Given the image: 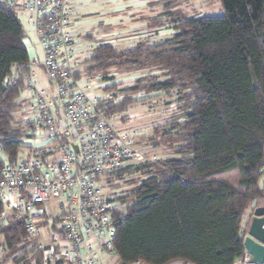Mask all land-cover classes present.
Returning a JSON list of instances; mask_svg holds the SVG:
<instances>
[{
  "label": "trees",
  "instance_id": "obj_1",
  "mask_svg": "<svg viewBox=\"0 0 264 264\" xmlns=\"http://www.w3.org/2000/svg\"><path fill=\"white\" fill-rule=\"evenodd\" d=\"M220 3L223 16L173 19L171 44L121 52L102 43L85 60L88 78L116 67L148 72L122 91L121 103L102 105L107 115L126 111L135 102L128 95L142 91L178 89L184 103L173 124L181 138L175 156L158 162L162 170L115 213L122 264H236L244 255L243 214L264 200V0ZM24 40L18 17L0 0V144L10 162L27 133L15 119L30 62ZM13 66L20 69L16 82L5 85ZM151 70L162 71L164 80H154ZM5 161L0 157V169ZM0 227L8 247L26 237L21 223Z\"/></svg>",
  "mask_w": 264,
  "mask_h": 264
},
{
  "label": "built area",
  "instance_id": "obj_2",
  "mask_svg": "<svg viewBox=\"0 0 264 264\" xmlns=\"http://www.w3.org/2000/svg\"><path fill=\"white\" fill-rule=\"evenodd\" d=\"M1 1L7 11L27 18L42 50V60L25 65L23 78L33 97L27 110L30 133L33 140L56 146L58 159L30 155L10 162L0 144L6 160L0 171V224L21 223L40 264H101L102 258L117 255L114 216L122 211L105 195L103 180L133 166L156 164L159 157L151 147H134L138 131H122L115 123L121 114H105L107 99L94 93L102 84L77 76L79 57L90 56L94 46L74 32L69 0ZM39 68L54 91L39 86ZM15 82L10 76L4 84ZM51 200L58 202L55 212L45 207ZM53 213L56 229L50 226ZM244 257L237 262L246 264Z\"/></svg>",
  "mask_w": 264,
  "mask_h": 264
},
{
  "label": "rangeland",
  "instance_id": "obj_3",
  "mask_svg": "<svg viewBox=\"0 0 264 264\" xmlns=\"http://www.w3.org/2000/svg\"><path fill=\"white\" fill-rule=\"evenodd\" d=\"M152 6L155 7L153 10H163L164 6L171 3L174 0H151ZM179 4L172 9L171 17H167L165 22V28L160 29L155 34L150 35H137L134 34L130 27H115L109 32H104V34L112 33L111 35H104L102 42L106 44L113 45L118 51L124 52L127 50H132L137 48L138 44H146L150 47H156L163 44H171L173 42V37L175 31L169 28L170 24L167 23L172 19H176L178 16L191 17L195 19L204 17H220L224 15V9L219 0H178ZM84 5L88 6L86 12H90V19L92 24H87L86 27L79 31V37L81 33L92 32L97 33L102 27H110L113 24V16H108L106 18L100 17L98 15V9L96 1L94 0H84ZM71 4V2H70ZM155 5V6H154ZM71 6H73L71 4ZM130 14L137 20L132 21H148L154 19L155 13L150 14L146 12L145 15H139L136 11H130ZM103 18V19H102ZM18 19L23 27L25 33V46L29 53L30 61L41 60L42 54L39 48V43L37 41L34 29L28 25L27 18L25 16L19 15ZM101 19V20H99ZM160 22H163L159 19ZM133 23V22H131ZM167 26V27H166ZM87 46H96L97 42H85ZM86 64H83V68ZM110 73L103 77L100 75L97 80L99 83L104 81L111 82V86H115L111 92L120 93L126 88H130L134 85L136 80L146 75L148 72L140 70H130L128 68H113L109 71ZM151 76H153L156 81H163V73L160 70H151ZM98 83V82H97ZM27 88V86H26ZM25 87L22 90L21 96L17 103L19 105H24V103L29 99V91ZM101 91V90H100ZM145 97L139 99L137 98L132 104L128 111L130 115L135 116L137 122H131L127 116L116 119L115 123L123 119L128 122V125H132L134 128L144 127L145 130L141 132L140 138H142L141 144L151 145L152 150L157 145L162 149L155 154L159 157L158 162H165L170 157H174V153L178 149V143L181 138L177 136V131L173 128V124H176L178 120H181V116L184 112V103L181 101V92L178 89L171 90L169 92H154L147 93ZM95 93V92H94ZM96 94V93H95ZM101 94V93H100ZM15 116V119L20 122L23 117ZM24 124V121H23ZM21 124L22 126H24ZM118 126V125H117ZM156 145V146H155ZM154 146V147H152ZM144 148V147H143ZM146 148V147H145ZM4 158L3 155L0 156ZM158 164L150 165H138L133 166L128 169L122 170L118 173L112 174L106 177L103 181L105 184V195L114 199L116 203L122 206V210L126 205H131L135 200V191L141 185V183L147 178L154 176L158 173V170H162V167ZM261 184H264V175L260 180ZM252 204V203H251ZM251 204L248 207L246 217L244 218V223H247L251 219L252 207ZM57 200L49 201L45 207L46 209L55 212L57 209ZM54 220H52L50 226L52 225L54 229L58 226V220L55 218V214H52ZM242 223L243 225H245ZM2 227H0V264H40V253L33 246V244L26 238L23 237L21 241L16 244L13 248L8 247L4 240V235L1 233ZM5 228V227H3ZM47 243L48 240L44 238ZM117 259V258H116ZM116 262H119L117 259Z\"/></svg>",
  "mask_w": 264,
  "mask_h": 264
},
{
  "label": "crops",
  "instance_id": "obj_4",
  "mask_svg": "<svg viewBox=\"0 0 264 264\" xmlns=\"http://www.w3.org/2000/svg\"><path fill=\"white\" fill-rule=\"evenodd\" d=\"M69 1L71 2V4L74 7V10H75L72 28H73L74 32L79 37L78 32L79 31L81 32V30H83L87 24H92L93 22L91 21V19L89 17L90 12L84 11V10L88 9V6L84 5L85 4L84 0H69ZM94 1H96V4H97L98 15L100 17L103 16V18H106V20L108 19L107 18L108 16H113V18H114L113 24L110 27H102L100 29V31H98L95 34L92 32L81 33L80 34L81 37H79V38L82 40H86L87 42H97L98 44H102V43L106 44L105 42H102L104 35H111L112 33L107 34L108 33L107 30L109 32H111V30L115 27H130V30H132L134 32V34H137V35L155 34L160 29L165 28L164 25H165L166 21H164V20H166L167 17L172 16L171 15L172 9L174 10V8L176 6H178V4H179V2H178L174 6L172 4V2H173L172 1L171 3H169L172 5L167 4L164 6L163 10L157 11V10H153L156 6L155 5H154L155 7L152 6L153 2L151 0H94ZM166 1H169V0H166ZM130 11H136L141 16L145 15L146 12H149L150 14H152L154 12L156 17L152 20L150 19V22H148V21L142 22L140 20H138V22L132 21V20H137V19L130 14ZM159 19H161L163 22H160ZM99 20H101V19H99ZM172 20L167 22V23L170 24L169 28L174 30L176 33V29H175L176 24H173ZM131 22H133V23H131ZM104 32H107V33L104 34ZM111 46H113V45H111ZM39 48H40V46H39ZM41 54H42V58H43L42 50H41ZM42 58H41V60H42ZM87 58H88L87 56L82 55L79 57V60H78L79 64H78L77 74L79 75L80 78H83V79H89L86 76L85 68H83V70H82V66H83V64H86L85 60ZM30 62H32V61H30ZM18 72H20V69L17 66H15V68H12L11 77L16 78ZM36 73H37L39 86L45 87L51 91H54V86L48 81V78H47L44 70L42 68H39ZM99 77H100V75L93 76L90 78H93L96 81V83L97 82L99 83V81H101L102 78L105 76H102L101 80H97V78H99ZM110 83L111 82H109V81H104L103 83L100 82L99 84H102V87L95 89L94 92L97 95H100V96L106 98L108 101V103H107L108 105L119 104L127 97V95L122 93V91L120 93L114 94L115 92H111L112 89L108 90L109 88H113V89L115 88V86H111L113 84H110ZM24 87L26 88L25 83H24ZM26 89L29 91V99L24 103V105H21V109L15 113V116H18L17 113L21 114L19 116L23 117V118L20 120V122L23 124V121H24V124H23L24 126H22V125L21 126L23 127L24 131H27V133L24 135V137L19 140L20 143H19V148H18V158L17 159H24L30 155H36V156H41V157L47 158L51 161H56L58 159L56 146L49 145L42 140L36 141V140H33L31 138L30 132H31V129L33 126V120H31L32 117L30 116V114H28L27 110L33 103V97H32L31 90L28 87ZM154 92H150V93L153 95ZM156 92H162V91H156ZM135 95H133V96L128 95V96L133 97V99L136 100L137 98ZM145 96H146V94H145ZM131 106H133V105H130L126 111L121 113L122 118L124 116H127V117L129 116L128 117L129 119H131V120L135 119L134 118L135 116L130 115V113L128 111V109ZM131 122L136 123L137 120H132ZM117 125L122 131H125V132H129L132 129H136L138 131V133L132 139V142H133V145L135 148L143 149V147L144 148L145 147H151V145H148V144L147 145L145 144L144 146H142L143 144H141L142 142H140V141H142V138H140V137H142L140 133L143 132V130H145L144 127L134 128V127H132L133 124L128 125V122L124 121L123 119H121V121H118ZM35 142H38V143H35ZM152 147H154V146H152ZM50 148H54L56 150H54L53 153H49L48 150ZM161 149L162 148L158 145L156 147H154V151H156V152L161 151ZM0 171H1V169H0ZM261 186H264V184H261ZM260 206H264V200L257 199V200L252 202V204H251V207H252L251 215H253V216H251L250 221L247 223H244V218L246 217L248 208L244 212L243 218H242V223H244L245 225H243L241 223V228L244 232L243 238L245 237L247 230H248V228H249V226L253 220L254 211ZM116 258L119 260V262H116L117 261ZM101 264H122V263H121L120 259L118 258V256L114 255V256H107V257L102 258ZM137 264H145V263H137ZM168 264H190V263H187V262H184L181 260H175V261H172Z\"/></svg>",
  "mask_w": 264,
  "mask_h": 264
},
{
  "label": "water",
  "instance_id": "obj_5",
  "mask_svg": "<svg viewBox=\"0 0 264 264\" xmlns=\"http://www.w3.org/2000/svg\"><path fill=\"white\" fill-rule=\"evenodd\" d=\"M74 149L78 151L77 147ZM243 246L246 264H264V206L254 211L253 220L243 238Z\"/></svg>",
  "mask_w": 264,
  "mask_h": 264
}]
</instances>
